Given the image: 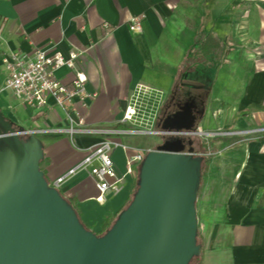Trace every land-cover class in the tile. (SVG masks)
I'll list each match as a JSON object with an SVG mask.
<instances>
[{
  "label": "crops",
  "instance_id": "obj_1",
  "mask_svg": "<svg viewBox=\"0 0 264 264\" xmlns=\"http://www.w3.org/2000/svg\"><path fill=\"white\" fill-rule=\"evenodd\" d=\"M0 18V115L39 139V168L50 185L102 137L55 133L67 127L65 111L51 98L40 109L22 106L5 89L2 59L32 58L39 48L80 53L77 69L96 97L85 108L74 104L89 127L129 130L139 116L131 123L122 117L139 90L153 110L140 114L146 132L136 127L110 137L126 147L111 155L125 174L118 193L98 200L87 173L59 186L87 229L99 235L129 204L137 169L126 173L127 158L147 149L154 115L189 105L184 112L198 115L202 133L189 141L207 158L196 200L202 254L195 264H264V0H0ZM133 19L139 32L129 30ZM55 76L68 84L74 75L63 68Z\"/></svg>",
  "mask_w": 264,
  "mask_h": 264
},
{
  "label": "water",
  "instance_id": "obj_2",
  "mask_svg": "<svg viewBox=\"0 0 264 264\" xmlns=\"http://www.w3.org/2000/svg\"><path fill=\"white\" fill-rule=\"evenodd\" d=\"M163 129L202 134L182 111L168 115ZM189 144L187 151L181 140L148 150L131 201L97 235L45 179L39 139L0 115V264H189L201 249L200 160Z\"/></svg>",
  "mask_w": 264,
  "mask_h": 264
},
{
  "label": "built area",
  "instance_id": "obj_3",
  "mask_svg": "<svg viewBox=\"0 0 264 264\" xmlns=\"http://www.w3.org/2000/svg\"><path fill=\"white\" fill-rule=\"evenodd\" d=\"M5 20L0 18V40ZM131 32H139L141 23L139 19H133L129 25ZM80 53L69 51L65 56L60 52L48 49H34L33 57L27 58L18 53H11L2 59V64L7 70L5 89L10 91L13 97L24 107L40 109L48 98L54 104L63 109L66 114L67 127L64 130H56L55 133H64L72 139L75 136H100L102 140L87 149L82 150L83 158L69 169L64 175L57 178L52 185L57 189L65 181L79 173H87L93 178L95 187L99 193L98 200L107 193H118L124 183L125 174H119L111 158L112 152L120 143L110 139L113 135L131 134L130 130L103 129L89 127L80 115L74 100L86 107V100H93L95 93L86 90L87 76L77 69ZM73 72L70 83L64 84L59 81L55 74L60 69ZM136 105H128L123 113L122 122L131 123L137 117ZM264 130V129H263ZM148 150H137L127 158V171L131 173L133 167L140 165Z\"/></svg>",
  "mask_w": 264,
  "mask_h": 264
},
{
  "label": "flooded vegetation",
  "instance_id": "obj_4",
  "mask_svg": "<svg viewBox=\"0 0 264 264\" xmlns=\"http://www.w3.org/2000/svg\"><path fill=\"white\" fill-rule=\"evenodd\" d=\"M189 109V110H188ZM180 111L182 112H188L190 111V106L187 105L184 107H180L179 108ZM195 113L197 112V110L194 111ZM170 115L169 113V109H166L165 107H163L161 109V111L159 112V115L157 116L155 125H154V130L151 132H154L155 134H150V136L152 137L153 140H151V144H149V146L147 147L146 150H157L159 149L162 145L166 144V143H173L176 140H181L182 144L184 146V151H187L190 148V144L188 145V143H192V141H189L191 137H185L184 136V131H172V130H166L163 129V124H164V120L166 119V117ZM197 114H195V116H193L192 118H197ZM151 147L153 149H151Z\"/></svg>",
  "mask_w": 264,
  "mask_h": 264
},
{
  "label": "rangeland",
  "instance_id": "obj_5",
  "mask_svg": "<svg viewBox=\"0 0 264 264\" xmlns=\"http://www.w3.org/2000/svg\"><path fill=\"white\" fill-rule=\"evenodd\" d=\"M139 93H137V94H135V96L133 97V101H132V103H134L135 105H136V115H137V117H138V120H137V122L134 124V125H131V126H129V130H133L134 128H136V127H138L139 129H141L140 131L142 132V131H145V128L147 127V122H145L144 121V119L146 118V117H143L142 118V116L140 115L143 111L145 112L146 111V113H153V110L152 111H148V108H149V106H148V100L146 99V98H143V96L141 95V90H139L138 91ZM151 102V101H150ZM141 116V117H140ZM147 116V115H146ZM142 118V119H141ZM153 118H155V121L154 122H152L153 124L152 125H155V122H156V119H157V115H154V117ZM145 123H146V125H145ZM131 128V129H130ZM153 129V128H152ZM146 132V131H145ZM146 138V142L145 143H143V145L145 146V148H147L148 146H149V144H151V140H153L152 139V137L149 135V136H145ZM192 147H194V145H193V141H192ZM151 149H153L152 147H151ZM194 149H195V147H194ZM196 150V149H195ZM195 153H196V151H195ZM138 167H139V165L138 166H136V169H138ZM136 182H137V177H136ZM135 191H136V185H135V188H134V190H133V192H132V194H131V198H130V201H131V199H132V196H133V194L135 193ZM129 201V202H130ZM126 208V207H125ZM197 233H199L200 234V228H199V226H198V231H197ZM198 241H199V243L197 244L200 248H201V245H200V238H198ZM201 250V249H200ZM197 261V260H196ZM192 263H195V262H193L192 261Z\"/></svg>",
  "mask_w": 264,
  "mask_h": 264
},
{
  "label": "trees",
  "instance_id": "obj_6",
  "mask_svg": "<svg viewBox=\"0 0 264 264\" xmlns=\"http://www.w3.org/2000/svg\"><path fill=\"white\" fill-rule=\"evenodd\" d=\"M12 127H13V129H17L16 126H13V125H12ZM198 159L200 160V168H199V171H200V179H199V184H198V189H197V192H196V196H198V192H199V189H200V186H201L202 178H203V176L205 175L206 170H207V158H206L205 156H202V155H201V156H198ZM195 207H196V204H195ZM75 212H76V211H75ZM76 214H77V217H78V219H79V221H80V217H79V215H78L77 212H76ZM80 222H81V221H80ZM112 225H113V224H112ZM112 225H109V224H108V225H105V226L103 227L102 232H101L99 235H103L107 230L110 229V227H111ZM198 238H200V237H199V233H197V237H196V243H197V244L199 243ZM201 254H202V249L200 250V252H199V254H198L197 256H194V257H193V259L190 261L189 264H195V263L200 259ZM196 260H197V261H196ZM192 261L195 262V263H192Z\"/></svg>",
  "mask_w": 264,
  "mask_h": 264
}]
</instances>
